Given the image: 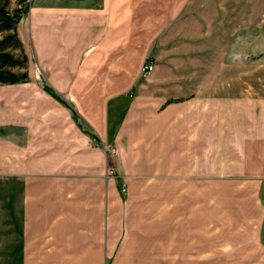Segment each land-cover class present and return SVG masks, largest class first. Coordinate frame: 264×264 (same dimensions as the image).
<instances>
[{"label":"crops","instance_id":"crops-1","mask_svg":"<svg viewBox=\"0 0 264 264\" xmlns=\"http://www.w3.org/2000/svg\"><path fill=\"white\" fill-rule=\"evenodd\" d=\"M192 2L0 0V179L29 187L20 264H240L241 247L203 242L215 191L248 195L264 239V95L218 84L226 42Z\"/></svg>","mask_w":264,"mask_h":264},{"label":"rangeland","instance_id":"rangeland-1","mask_svg":"<svg viewBox=\"0 0 264 264\" xmlns=\"http://www.w3.org/2000/svg\"><path fill=\"white\" fill-rule=\"evenodd\" d=\"M191 5L193 21L204 25L205 32L209 33L211 47L214 40L226 42L223 48L225 68L218 74V84L232 83L240 77L243 83L257 87V93L251 94L264 95V22L259 21L264 20V0H193ZM256 16L258 24L255 25ZM203 37L207 38L205 34ZM19 186L20 182L15 179H0L1 264H20L15 259L20 254L10 253V247L17 243L18 232L24 230L28 223L25 218L29 216V187L22 189L23 192ZM230 193L235 194L229 191L211 193L209 233L203 242L213 248L232 247V251H240L241 247L242 252L237 253L239 262L247 264L250 247L262 245L264 239L255 242L250 237L248 195L240 199ZM195 241V244H201L202 239L195 238ZM215 251L214 256L222 259L213 264H225L226 256L234 254H219V250Z\"/></svg>","mask_w":264,"mask_h":264},{"label":"built area","instance_id":"built-area-1","mask_svg":"<svg viewBox=\"0 0 264 264\" xmlns=\"http://www.w3.org/2000/svg\"><path fill=\"white\" fill-rule=\"evenodd\" d=\"M153 68V63L152 62H149V61H144L141 66H140V72L141 73H148L149 71H151ZM120 191L121 192H124L125 191V186L124 184L122 183L120 185Z\"/></svg>","mask_w":264,"mask_h":264},{"label":"trees","instance_id":"trees-1","mask_svg":"<svg viewBox=\"0 0 264 264\" xmlns=\"http://www.w3.org/2000/svg\"><path fill=\"white\" fill-rule=\"evenodd\" d=\"M47 92H48L52 97H54L56 100H58L59 102H63V100L59 97V95H58L53 89H51L50 87L47 88Z\"/></svg>","mask_w":264,"mask_h":264}]
</instances>
